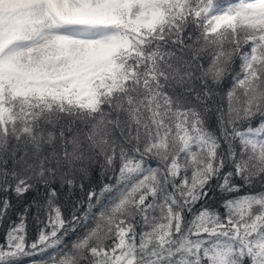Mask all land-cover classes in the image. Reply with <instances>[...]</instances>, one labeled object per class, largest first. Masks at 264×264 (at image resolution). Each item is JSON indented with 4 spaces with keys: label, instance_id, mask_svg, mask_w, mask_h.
<instances>
[{
    "label": "snow or ice",
    "instance_id": "6c2138e0",
    "mask_svg": "<svg viewBox=\"0 0 264 264\" xmlns=\"http://www.w3.org/2000/svg\"><path fill=\"white\" fill-rule=\"evenodd\" d=\"M0 264H264V0H0Z\"/></svg>",
    "mask_w": 264,
    "mask_h": 264
},
{
    "label": "trees",
    "instance_id": "16d2710c",
    "mask_svg": "<svg viewBox=\"0 0 264 264\" xmlns=\"http://www.w3.org/2000/svg\"><path fill=\"white\" fill-rule=\"evenodd\" d=\"M32 194H29V196H31Z\"/></svg>",
    "mask_w": 264,
    "mask_h": 264
}]
</instances>
